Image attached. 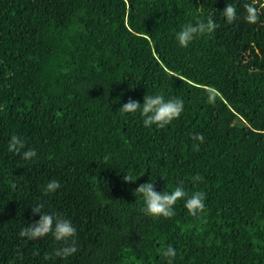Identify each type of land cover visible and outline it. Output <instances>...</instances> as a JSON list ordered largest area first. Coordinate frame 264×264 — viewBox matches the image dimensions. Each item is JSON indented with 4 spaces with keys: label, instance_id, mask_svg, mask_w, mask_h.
Wrapping results in <instances>:
<instances>
[{
    "label": "trees",
    "instance_id": "obj_1",
    "mask_svg": "<svg viewBox=\"0 0 264 264\" xmlns=\"http://www.w3.org/2000/svg\"><path fill=\"white\" fill-rule=\"evenodd\" d=\"M207 16L215 30L179 46L174 32ZM154 92L184 100L168 126L119 110ZM13 134L33 160L7 150ZM149 179L205 192V208L145 215L135 188ZM38 202L75 225V253L18 235ZM169 243L173 264H264V0H0V264H168Z\"/></svg>",
    "mask_w": 264,
    "mask_h": 264
},
{
    "label": "clouds",
    "instance_id": "obj_2",
    "mask_svg": "<svg viewBox=\"0 0 264 264\" xmlns=\"http://www.w3.org/2000/svg\"><path fill=\"white\" fill-rule=\"evenodd\" d=\"M244 7V19L249 23H255L258 18V10L251 3H246ZM225 19L231 23L238 16L237 8L232 3H226L223 10ZM217 24L211 16L197 17L194 22L183 23L178 30L174 32V39L181 47H187L193 40L204 35L212 33ZM207 102L215 103L216 95L213 89L207 90ZM119 110L122 113H137L142 117V125L151 129L153 126L157 129L168 126L174 119L180 116L184 110V100L179 96L165 97L163 92H154L144 94L142 102L129 98L124 102ZM193 139L203 142L202 133H191ZM7 150L19 154L24 160H33L37 156V151L32 147H25L23 137L13 134L7 142ZM107 159V157H105ZM139 175L132 172L123 173L122 179L126 182L135 181ZM201 177L193 176V180H199ZM61 187V181L56 178H50L43 185L42 191L46 194L55 193ZM136 192L143 201L142 211L147 216L171 217L174 215V205L179 199H183L184 207L188 210L189 215L197 216L205 208L206 193L195 190L189 193L183 184H177L172 190H156L153 180L149 179L140 183ZM43 203L33 205L32 211L39 213V218L23 225L18 232L20 237L27 240H35L49 233L52 234L56 241H71L63 247L55 250V255L64 257L76 252V227L70 219L58 213L42 212ZM167 259L168 264H173V258L177 254L176 248L171 244L161 249L160 253Z\"/></svg>",
    "mask_w": 264,
    "mask_h": 264
}]
</instances>
